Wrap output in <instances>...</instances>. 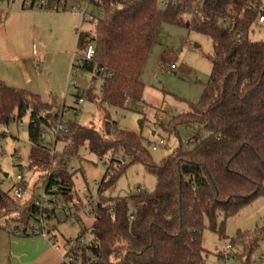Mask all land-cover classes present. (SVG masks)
I'll return each instance as SVG.
<instances>
[{"label":"trees","instance_id":"1","mask_svg":"<svg viewBox=\"0 0 264 264\" xmlns=\"http://www.w3.org/2000/svg\"><path fill=\"white\" fill-rule=\"evenodd\" d=\"M31 1L30 7L37 0ZM91 1L102 7L103 14L92 22L93 31L79 34V46L85 49L93 43L96 49L80 70L102 79V102L114 108L142 100L141 74L161 23L187 25L212 39V70L199 101L171 119L173 134H178L179 125L198 124L207 136L197 145H178L156 162L135 132L108 120L110 129L104 135L76 122L65 124L62 112L51 102L1 80L0 126L8 127L29 113V170L45 172L46 188L57 186L66 197L73 195L74 173L69 165L81 146L86 144L90 153L106 159L83 261L204 264L205 219L224 236L223 225L218 226L221 212L234 215L264 193V37H250L264 6L261 0ZM44 4L40 9L63 10L68 0H44ZM44 131L55 137L56 144H63L61 151L51 152L52 143L42 140ZM53 162L56 167L49 172ZM135 163L155 175L154 191L103 195ZM2 210L10 211L4 219L24 225L35 215L54 213L37 206L34 195L20 200L0 187Z\"/></svg>","mask_w":264,"mask_h":264},{"label":"rangeland","instance_id":"2","mask_svg":"<svg viewBox=\"0 0 264 264\" xmlns=\"http://www.w3.org/2000/svg\"><path fill=\"white\" fill-rule=\"evenodd\" d=\"M27 2H0L1 81L51 102L62 112L65 124L76 122L104 135L110 129L106 120L116 122L119 128L142 136L156 162L174 151L178 145H186L192 136H207V132L198 124L179 125L178 134H173L175 123L165 118L175 111L178 115L186 112L189 103L199 101L212 70L210 54L213 53V41L210 37L187 25L161 23L154 34L141 74L145 84L142 100H130L126 107L114 108L102 102L101 78H95L88 71L72 69L76 55L84 52V47L78 45V30L93 31L95 26L84 22L79 13L71 10L77 0H68L63 10L40 9L37 5L30 7ZM261 3L264 6V0ZM250 37L261 40L264 37V23L256 21ZM172 64L175 69H171ZM73 80L79 84L78 87ZM79 92L84 98L81 104L77 102ZM29 121L30 115L27 113L20 121L8 127L0 126L2 190H8L11 180H15L21 170L28 181L31 179L30 187H35L37 193L45 188V172L34 169L36 172L33 173L29 170ZM161 139L165 143L159 145L157 150H152L150 142L159 143ZM62 148L63 144H56L57 151ZM105 161L90 153L86 144L81 146L79 156L72 160L76 167L73 175L74 197L85 202L83 189L86 186L90 187L94 196L99 195L95 181L99 182L104 176ZM55 164H51L49 172L52 167H56ZM5 173L8 177H5ZM155 184V175L142 163H135L103 195L125 196L135 193L139 186L152 192ZM6 213L10 211L0 212V261H7L11 255L14 256L8 237L11 233L17 234L16 226H24L13 219H4ZM79 215L82 223L73 218L56 222L61 234V247L56 248L61 258L59 264H69L64 259L68 251L65 239L76 238L82 231H86L82 238L87 241L92 238L89 228L93 223V212L87 215L81 210ZM33 223L34 218L30 220V224ZM209 223L206 218L202 234L204 264H264V233H261L264 225V193L242 206L234 215L226 216L221 212L218 226L223 225L224 236H221L219 230H212ZM227 245L232 247L229 251ZM225 254L229 259L223 257ZM86 261L78 259L74 264H91Z\"/></svg>","mask_w":264,"mask_h":264},{"label":"built area","instance_id":"3","mask_svg":"<svg viewBox=\"0 0 264 264\" xmlns=\"http://www.w3.org/2000/svg\"><path fill=\"white\" fill-rule=\"evenodd\" d=\"M9 1V0H8ZM1 2V0H0ZM27 4L31 5L32 1L28 0ZM165 5V2L161 3ZM33 5H37L39 8H45L44 0H37ZM71 10L77 12L81 15L82 20L84 22H94L97 21L103 14L102 7L95 5L91 0H77L75 4L71 6ZM258 23H264V10L260 14ZM81 29L78 30V33H81ZM96 49L93 43H90L84 49V52L81 55H76V63L74 62L73 70L80 71V64L85 60H92L95 56ZM175 65H171V69H175ZM73 83L78 87L79 84L73 80ZM77 102L79 104L84 102V98L81 93H78ZM177 112L170 113L166 116V121H171L173 116H175ZM50 136L47 140V136ZM42 140L50 141L51 152L54 153L56 151V142L55 137L50 135L47 131L42 133ZM203 140V137L200 135L192 136L187 144L197 145ZM165 141L163 139L160 140L159 143L150 142L151 149L157 150L159 145H163ZM69 171L71 173L76 172V167L74 163H70ZM34 173V171H31ZM5 182V181H4ZM31 179L28 181L26 175L21 172L16 176L15 180H11L8 190L6 192L11 193L16 199L26 200L30 198V196L34 195L35 204L39 206L41 209H49L54 213H49L51 215L39 214L34 216L33 224H26L19 228L17 234L18 235H31V236H41L53 243L56 247H61V243L59 242V238L61 234L58 230V225L56 222H62L63 220L74 219L76 222H80L81 218L79 213L83 210L87 215L92 213V210L99 204L100 196H94L90 190L89 186L84 187L83 193L85 195L84 201H82L79 197H66L62 193L59 187L53 186L49 190L45 188L36 192L35 187L31 188L30 183ZM95 184H99L98 181H95ZM46 185V184H45ZM138 191H144L146 188L144 186H139ZM5 191V190H4ZM31 192V193H30ZM85 203V204H84ZM65 246L68 247V251L66 252L64 259L65 263L74 264L78 259H83V248L87 246L88 241L81 236L76 238L71 237L64 240ZM231 245H227V250L231 249ZM223 257L228 258V255H223Z\"/></svg>","mask_w":264,"mask_h":264},{"label":"crops","instance_id":"4","mask_svg":"<svg viewBox=\"0 0 264 264\" xmlns=\"http://www.w3.org/2000/svg\"><path fill=\"white\" fill-rule=\"evenodd\" d=\"M19 230V228L16 226ZM14 256L0 264H59L60 254L51 241L41 236L18 235L8 237Z\"/></svg>","mask_w":264,"mask_h":264},{"label":"water","instance_id":"5","mask_svg":"<svg viewBox=\"0 0 264 264\" xmlns=\"http://www.w3.org/2000/svg\"><path fill=\"white\" fill-rule=\"evenodd\" d=\"M153 134H155V133L153 132ZM4 175H5V177H8V174L7 173H5Z\"/></svg>","mask_w":264,"mask_h":264}]
</instances>
